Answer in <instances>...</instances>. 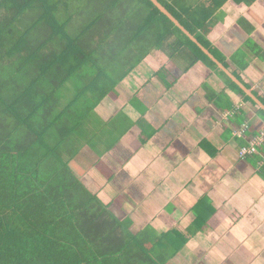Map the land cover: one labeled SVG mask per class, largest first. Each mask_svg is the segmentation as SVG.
<instances>
[{
    "label": "crops",
    "instance_id": "crops-1",
    "mask_svg": "<svg viewBox=\"0 0 264 264\" xmlns=\"http://www.w3.org/2000/svg\"><path fill=\"white\" fill-rule=\"evenodd\" d=\"M220 11L207 39L224 67L264 100V53L245 45L264 50V0H229ZM124 59L111 91L77 105L85 128L70 140L80 147L71 151L68 140L63 149L84 187L134 238L121 264H264V143L253 156L238 155L264 119L184 49ZM169 92L186 99L172 105ZM244 122L249 129L237 137Z\"/></svg>",
    "mask_w": 264,
    "mask_h": 264
},
{
    "label": "trees",
    "instance_id": "trees-1",
    "mask_svg": "<svg viewBox=\"0 0 264 264\" xmlns=\"http://www.w3.org/2000/svg\"><path fill=\"white\" fill-rule=\"evenodd\" d=\"M157 1L226 67L207 38L229 0ZM165 48L218 71L264 119L149 0H0V264H121L134 238L84 187L63 149L80 125L77 105L112 90L117 64ZM70 81L73 98L61 106Z\"/></svg>",
    "mask_w": 264,
    "mask_h": 264
},
{
    "label": "water",
    "instance_id": "water-1",
    "mask_svg": "<svg viewBox=\"0 0 264 264\" xmlns=\"http://www.w3.org/2000/svg\"><path fill=\"white\" fill-rule=\"evenodd\" d=\"M163 15H165L179 30L182 31L192 42H194L201 51L211 59L213 63L217 66V68L222 71L234 84H236L240 90L249 97L256 106L264 111V104L252 93L251 90L246 88L236 77H234L225 67L219 62L206 48H204L197 40L182 26L180 23L157 1V0H149Z\"/></svg>",
    "mask_w": 264,
    "mask_h": 264
},
{
    "label": "rangeland",
    "instance_id": "rangeland-1",
    "mask_svg": "<svg viewBox=\"0 0 264 264\" xmlns=\"http://www.w3.org/2000/svg\"><path fill=\"white\" fill-rule=\"evenodd\" d=\"M223 18V12H221V11H219V12H217L216 13V15H215V20H218V21H221V19ZM248 42V41H247ZM247 44V43H246ZM245 44V45H246ZM185 50V49H184ZM186 51V50H185ZM188 53V52H187ZM188 55H190L189 53H188ZM108 61V60H107ZM106 60L105 61H99V64H100V67L102 68L103 66H106L105 65V62H107ZM117 66V69L118 68H121V69H123L124 68V66L122 67L120 64H117L116 65ZM120 66V67H119ZM105 69H106V67H105ZM121 69H118V72H119V70H121ZM85 71L86 72H88L89 73V75L91 74V72H92V68H86L85 69ZM115 74H117V72L115 73ZM114 74V75H115ZM112 78H115L114 76H112ZM60 97H61V100H60V105L61 106H64V105H66L72 98H73V95H74V83H73V81H70L69 83H67L61 90H60ZM89 98H88V100H86L85 102H87V103H85L84 102V105L86 106V107H89V105H90V99H92L93 97L92 96H88ZM82 114H83V112H82ZM82 114H80L81 116H82ZM80 116V117H81ZM81 119L82 118H80V119H78V120H76L75 122L76 123H78V121L80 122V125H79V128H77L73 133H71L70 134V137H69V141L68 142H73V143H68L69 144V146H68V148L71 150V151H73V150H75L76 148H79L80 147V144H77V141H75L74 142V140H70V138H73V137H75L76 136V138L78 137V135L76 134V133H78L77 131L79 130L80 132H83L84 131V128H85V125H84V122H82L81 121ZM79 139V138H78ZM72 145V146H71Z\"/></svg>",
    "mask_w": 264,
    "mask_h": 264
},
{
    "label": "built area",
    "instance_id": "built-area-1",
    "mask_svg": "<svg viewBox=\"0 0 264 264\" xmlns=\"http://www.w3.org/2000/svg\"><path fill=\"white\" fill-rule=\"evenodd\" d=\"M264 98V93L262 94ZM243 125H247V127H243ZM249 129L248 122H244L240 127L236 130L235 135L237 137L243 138L246 131ZM239 134V135H237ZM264 143V130L260 131L257 135L252 136L247 141L246 145L239 148L238 155L240 158H245L247 156H253L258 153V150L263 146ZM262 164H264V155L262 157Z\"/></svg>",
    "mask_w": 264,
    "mask_h": 264
},
{
    "label": "clouds",
    "instance_id": "clouds-1",
    "mask_svg": "<svg viewBox=\"0 0 264 264\" xmlns=\"http://www.w3.org/2000/svg\"><path fill=\"white\" fill-rule=\"evenodd\" d=\"M162 55H165V54L162 53ZM165 62H166V63L168 62V58H167L166 55H165ZM160 91H161V89L158 87L154 92L151 93V95H150V99H154L157 95H159ZM166 95H167V98H168V100L170 101V103H171L172 105L179 104V103H181L184 99H186V96H181V95L174 94V93H170V92L167 93ZM111 108H112L111 105H107V110H108V111H111ZM126 111H127L129 114H132L133 119H135L136 116L139 115V113H138V112H135V110L133 109V107H132L131 105H129V107H128V109H127ZM213 123H214V122H213ZM243 127L246 128L247 125H243ZM237 135H239V134H237ZM202 159L205 160V161H207L209 158L206 157V156H203ZM204 171H206V169H205ZM204 178H205L206 180H208L209 183L212 182V176H211V175H205Z\"/></svg>",
    "mask_w": 264,
    "mask_h": 264
}]
</instances>
